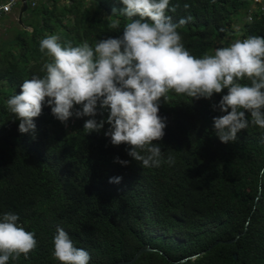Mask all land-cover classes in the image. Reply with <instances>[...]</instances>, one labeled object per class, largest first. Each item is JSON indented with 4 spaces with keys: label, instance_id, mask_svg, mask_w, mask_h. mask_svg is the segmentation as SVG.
Wrapping results in <instances>:
<instances>
[{
    "label": "trees",
    "instance_id": "obj_1",
    "mask_svg": "<svg viewBox=\"0 0 264 264\" xmlns=\"http://www.w3.org/2000/svg\"><path fill=\"white\" fill-rule=\"evenodd\" d=\"M69 1L39 0L24 15L29 30L16 26L9 33L15 36L0 42V216L17 214L38 242L27 258L21 254L8 264H61L53 257L58 227L90 253V264L130 261L148 246L156 251L134 264H264V129L250 126L235 142L220 141L213 117L223 113L212 105L227 89L210 100L174 92L168 102L160 99L167 126L154 143L165 161L174 158L160 167L143 168L127 144H111L107 123L88 134L84 124L93 117L73 115L65 124L47 103L34 118L35 132H19L6 101L24 80L44 75L51 58L40 52L42 39L57 35L62 45L94 46L123 35L126 18L113 17L120 20L115 30L107 18L124 7L121 0ZM171 6H177L168 12L174 22L187 20L178 31L197 58L236 39L264 37V0H170ZM107 115L98 108L94 118L106 121ZM113 177L122 180L110 183Z\"/></svg>",
    "mask_w": 264,
    "mask_h": 264
},
{
    "label": "clouds",
    "instance_id": "obj_2",
    "mask_svg": "<svg viewBox=\"0 0 264 264\" xmlns=\"http://www.w3.org/2000/svg\"><path fill=\"white\" fill-rule=\"evenodd\" d=\"M121 2L124 7L113 8L107 18L113 30L120 28V20H113L117 13L126 18L122 36L101 39L94 46L87 41L62 45L57 35L39 42L40 52L51 58L41 68L44 75L24 80L19 94L6 101L7 109L20 121V133L35 132L34 118L47 103L55 118L65 124L73 115L93 117L84 124L88 134L99 132L107 123L105 135L111 144H127L128 155L143 168L160 167L164 162L174 163L171 155L165 161L161 146L154 143L163 139L167 126L159 115L160 99L168 102L169 93L174 92L210 100L224 89L227 94L212 105L223 113L213 117L220 141L235 142L237 134L250 126L264 129V37L236 39L197 58L186 49L178 31L187 20L176 23L168 15L177 7H170V0ZM244 80L250 84L241 83ZM76 105L82 110L73 112ZM98 108L100 115L108 113L106 121L94 118ZM117 161L129 163L118 157ZM121 180L113 177L109 182ZM19 220L13 212L0 216V264L21 254L27 258L37 247L35 233L25 230ZM53 245V257L61 264H90V253L76 247L62 227L57 228Z\"/></svg>",
    "mask_w": 264,
    "mask_h": 264
},
{
    "label": "water",
    "instance_id": "obj_3",
    "mask_svg": "<svg viewBox=\"0 0 264 264\" xmlns=\"http://www.w3.org/2000/svg\"><path fill=\"white\" fill-rule=\"evenodd\" d=\"M28 10H29V6H28V1L27 0H22L21 1V7H20V9H19V12H18V25L21 27V28H23V29H25V30H29V28L28 27H26L25 26V24H24V15L28 12ZM31 31V30H30ZM261 196H262V194L261 193H259V195H258V199L256 200V205H260V198H261ZM240 236H238V238H239ZM237 238V239H238ZM237 239H235V240H232V241H227L226 243H233V242H235ZM154 251H156L155 249H153V248H151V247H146V248H142V249H140L138 252H137V254L134 256V258L132 259V260H130V261H121V262H118V263H116V264H134L142 255H144L145 253H149V252H154ZM197 256H192V257H188V258H186V259H184V260H182V261H180V262H178V263H182V262H185V261H188V260H190V259H194V258H196ZM236 257V256H235Z\"/></svg>",
    "mask_w": 264,
    "mask_h": 264
},
{
    "label": "rangeland",
    "instance_id": "obj_4",
    "mask_svg": "<svg viewBox=\"0 0 264 264\" xmlns=\"http://www.w3.org/2000/svg\"><path fill=\"white\" fill-rule=\"evenodd\" d=\"M62 1L67 2V4H70V2H71L69 0H62ZM3 2L7 3V2H9V0H0V3H3ZM18 12L19 11L17 9H14L12 14L5 17L3 19V21L1 22L2 24L0 25V42L3 40H7L9 37L13 38L15 36V35H10L9 33H12V30L14 29V27L17 26L19 28ZM2 44L0 43V48L3 46Z\"/></svg>",
    "mask_w": 264,
    "mask_h": 264
},
{
    "label": "built area",
    "instance_id": "obj_5",
    "mask_svg": "<svg viewBox=\"0 0 264 264\" xmlns=\"http://www.w3.org/2000/svg\"><path fill=\"white\" fill-rule=\"evenodd\" d=\"M21 1L22 0H9V2L5 4L0 5V25L2 24L1 22L5 18V16H9L12 14L14 9L19 10L21 7ZM28 1V6L29 8H36L39 4V0H27ZM256 3L260 2V0H255Z\"/></svg>",
    "mask_w": 264,
    "mask_h": 264
},
{
    "label": "crops",
    "instance_id": "obj_6",
    "mask_svg": "<svg viewBox=\"0 0 264 264\" xmlns=\"http://www.w3.org/2000/svg\"><path fill=\"white\" fill-rule=\"evenodd\" d=\"M1 4H5V2H3V3H0V5H1ZM5 17H7V16H5Z\"/></svg>",
    "mask_w": 264,
    "mask_h": 264
}]
</instances>
